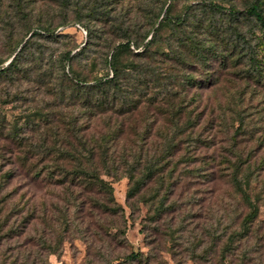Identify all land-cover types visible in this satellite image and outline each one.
Here are the masks:
<instances>
[{
  "label": "rangeland",
  "instance_id": "rangeland-1",
  "mask_svg": "<svg viewBox=\"0 0 264 264\" xmlns=\"http://www.w3.org/2000/svg\"><path fill=\"white\" fill-rule=\"evenodd\" d=\"M62 1L0 0V68L20 51L0 73V149L8 135L22 139L19 147L37 149L44 134L54 146L57 125L67 128L61 115L68 121L71 84L60 80L64 71L72 76L70 65L82 75L106 71L110 47L130 31L151 39L162 20L147 54L150 95L167 87L176 109L181 101L199 102L214 115L217 144L209 152L237 147L261 168L253 184L263 195L259 213L245 223L249 208L241 195L221 175L206 181L198 170L203 147H176L172 155L153 138L159 127L152 121L149 147H134L149 159V176L146 160L135 171L146 184L130 200L128 177L102 174L113 208L98 206L99 213L88 203L81 211L74 206L85 195L44 176L48 163L38 162L32 173L42 176L35 177L18 161L0 158V264H264V27L246 11L255 0ZM186 70L198 79L187 96ZM240 118L246 130L236 132ZM10 168L18 174L4 177Z\"/></svg>",
  "mask_w": 264,
  "mask_h": 264
},
{
  "label": "trees",
  "instance_id": "trees-1",
  "mask_svg": "<svg viewBox=\"0 0 264 264\" xmlns=\"http://www.w3.org/2000/svg\"><path fill=\"white\" fill-rule=\"evenodd\" d=\"M67 2L68 0L62 1L63 4ZM168 10L169 6L166 12ZM246 11L264 27V0H255ZM162 22L160 20L158 26H154L152 37L147 41V36L139 39L137 35L132 36L130 31L126 40L110 47L111 50L103 61L106 71H102V68L82 75L70 65L72 76L64 71V77L60 78L61 81L67 78L71 84L68 121H64L63 115L60 118V122L67 128L62 129L57 125L55 130V138L60 140L51 146L47 136L42 134L41 148L36 149L19 147L22 139L8 135L4 139L7 147L0 149V158L7 156L11 163L18 161L25 167V173L35 177L42 176L40 171L32 173L38 162L48 163L49 165H43L40 169L44 171V176L85 195L86 199L79 197V204L76 201L74 206L81 211L88 203L90 211L99 213L98 206H102L104 211L113 208L109 203L113 198L112 186L102 174L128 177L131 180L128 192L130 200L146 184L147 180L142 175L137 177L135 171L146 160L144 172L149 176V159L140 155L143 153L142 149L135 151L134 147H149L147 144L153 136L150 123L153 121L159 127L153 138L160 139L164 147H170L172 155L176 154V147H203L200 153L204 156V166L198 167V170H202V177L206 181H212L221 175L223 178H220L230 184L235 194L239 193L248 206L244 222L249 224L257 218V202L263 196L262 193H256L253 187L254 180L260 178L259 165L249 160L251 156L241 155L237 147H225L224 152L219 154L209 152L217 144L218 122L214 115L204 114L206 109L199 102L192 107L181 101L180 107L176 109L173 92L169 88L162 90L165 87H161L162 92L156 95H150L148 91L145 76L149 74L150 65L147 54ZM87 28L89 30L90 27ZM34 34L35 32L32 33ZM189 47L191 51H196L193 41L189 42ZM18 53L7 67L0 68L1 74L7 73L16 64ZM77 54L78 52L67 55V60L70 62ZM182 77V91L187 96L188 89L198 84L197 75L194 70H186ZM193 98L196 97L189 99L191 104L195 103L191 101ZM152 106L156 107L154 111ZM194 110L196 115L192 114ZM177 111L185 114L177 118ZM239 120L236 132L245 131L244 118ZM140 143L143 145L140 146ZM186 153L185 159L189 162V149L182 154ZM15 174H18L15 168H10L3 176ZM136 256L137 253L128 255L129 258Z\"/></svg>",
  "mask_w": 264,
  "mask_h": 264
}]
</instances>
